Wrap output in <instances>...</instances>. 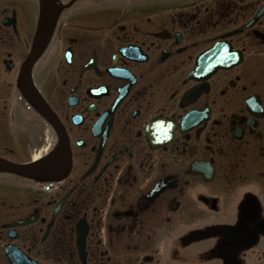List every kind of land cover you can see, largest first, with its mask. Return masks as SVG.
<instances>
[{"label": "flooded vegetation", "instance_id": "1", "mask_svg": "<svg viewBox=\"0 0 264 264\" xmlns=\"http://www.w3.org/2000/svg\"><path fill=\"white\" fill-rule=\"evenodd\" d=\"M39 35L27 78L53 125L18 88ZM4 85L0 156L28 161L8 111L11 136L51 128L72 167L28 181L29 203L0 192V264L10 245L45 264H264V0H0Z\"/></svg>", "mask_w": 264, "mask_h": 264}, {"label": "water", "instance_id": "2", "mask_svg": "<svg viewBox=\"0 0 264 264\" xmlns=\"http://www.w3.org/2000/svg\"><path fill=\"white\" fill-rule=\"evenodd\" d=\"M40 39L41 37L39 35L34 43L32 53L23 67V75L19 82V88L25 99L35 110L49 121L55 123L54 120H52L53 112L51 108L39 93L33 81L27 78L31 64L40 53ZM70 168V153L67 144L64 143L59 150L37 161L17 163L0 157V170L37 180H54L60 178L67 174ZM7 254L12 264H38L36 262L24 260L23 256L21 254L19 255L18 251L12 252L10 249H7Z\"/></svg>", "mask_w": 264, "mask_h": 264}, {"label": "rangeland", "instance_id": "3", "mask_svg": "<svg viewBox=\"0 0 264 264\" xmlns=\"http://www.w3.org/2000/svg\"><path fill=\"white\" fill-rule=\"evenodd\" d=\"M172 2V1H171ZM167 4H171V3H167ZM104 12V11H102ZM5 93V95H4ZM0 108L3 109V99H8L9 98V94H8V87L6 85H4L3 87L0 88ZM7 107V106H5ZM6 110H9V109H6ZM9 112L6 111V120H5V125H6V131H7V135L8 137L11 139L9 141L12 142V145H16V146H19L21 147V152L18 154V157L16 155V157L21 161V160H30L32 159L37 153L41 152L45 147V144L47 142V134L49 132V130H47V127L44 128V130H46V133L45 135L43 136V138H40L38 139L37 141L35 142H32L31 141V137L28 135V134H24L25 132H19L17 131L16 134L17 136L13 137L11 136V126L12 128L15 130V128L13 127L12 125V122L9 120ZM21 126H22V129H29V125H27V123L25 121H21ZM19 129H21L19 127ZM7 137V138H8ZM51 147H48L46 148V151L50 150ZM22 150H25V151H22ZM41 150V151H40ZM44 154V152L42 153ZM29 184L27 183L26 185H24L23 183H21V185L19 186V190L16 191V189H12V188H9V187H6V189L0 190L1 193H5L6 197L11 199V200H14V198H18L17 201L15 203H19V202H27L29 203V199H30V195L32 194L31 191H29V187H26L28 186ZM21 191V192H20ZM24 210V208H23Z\"/></svg>", "mask_w": 264, "mask_h": 264}, {"label": "bare ground", "instance_id": "4", "mask_svg": "<svg viewBox=\"0 0 264 264\" xmlns=\"http://www.w3.org/2000/svg\"><path fill=\"white\" fill-rule=\"evenodd\" d=\"M58 145V138L57 136L55 135V133L53 131H50V134L48 136V140L45 144V147L42 148L43 150L39 153H37L34 158H39L42 154V152H45L46 151V148L48 147H53V149Z\"/></svg>", "mask_w": 264, "mask_h": 264}]
</instances>
